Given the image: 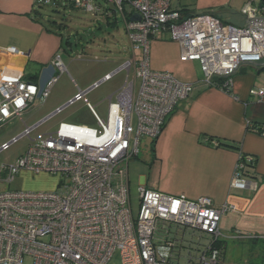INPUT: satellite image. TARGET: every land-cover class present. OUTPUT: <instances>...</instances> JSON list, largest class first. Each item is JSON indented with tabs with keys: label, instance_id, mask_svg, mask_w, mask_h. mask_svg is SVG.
<instances>
[{
	"label": "built area",
	"instance_id": "2783aa9c",
	"mask_svg": "<svg viewBox=\"0 0 264 264\" xmlns=\"http://www.w3.org/2000/svg\"><path fill=\"white\" fill-rule=\"evenodd\" d=\"M170 1L32 0L36 8H82L93 15L104 12L108 17L112 10L119 11L132 54L123 67L127 71L133 67L134 77L129 80L126 76L115 99L108 98L105 118L86 100V94L100 84L96 82L85 90L75 85L76 93L65 105L34 125H25L18 137L29 138L27 148L13 163L1 166L4 175L0 180L12 183L26 171L55 176L57 183L52 190L0 191V264H108L116 253L121 264H218L226 240L248 237L220 227L222 216L236 211L235 205L215 206L205 196L189 199L139 186L138 212L136 216L132 213L128 162L138 157L141 139H155L178 102L196 87L194 82H182L168 71L149 67L151 38L167 32L179 43L182 61L199 62L202 84L223 77L227 89L240 66L248 63H239L241 60L264 57L263 21L253 19L245 28L246 23H224L211 13L185 15L171 8ZM102 3L112 4L113 9ZM240 13L246 20L264 18V4L248 0ZM0 52L19 54L15 46L0 47ZM51 66L55 74L42 85L23 77H8L0 68V128L12 118H21L37 101H46L58 75L67 72L59 54ZM262 93L259 90L256 94ZM82 99L95 126L62 121L53 131L31 137L35 127ZM258 132L264 136V126ZM252 158L238 154L230 187L256 189L257 182L243 173L245 163ZM186 231L191 235L198 232V241L182 254L183 246H177L176 239L178 233Z\"/></svg>",
	"mask_w": 264,
	"mask_h": 264
},
{
	"label": "crops",
	"instance_id": "0c3cea01",
	"mask_svg": "<svg viewBox=\"0 0 264 264\" xmlns=\"http://www.w3.org/2000/svg\"><path fill=\"white\" fill-rule=\"evenodd\" d=\"M247 1L180 0L179 7L173 9L185 7L181 10L185 15L211 13L224 23L241 26L246 23V19L240 9ZM253 2L256 5L264 4V0ZM39 16L40 12L33 6L32 0H0V47L15 46L19 50L17 55L0 52V68L8 77H23L42 85L55 74L51 61L56 54L60 55L63 39L61 34L46 28ZM180 53L179 43L171 39L167 32L150 40L149 67L168 71L179 81L194 82L196 87L168 115L155 141L148 140L152 154L141 159L145 165L134 161V166L138 164L136 170L141 167L134 179L136 189L144 186L171 195L183 194L189 199L205 196L215 206L233 204L236 211L222 216L221 229H234L264 238V136L248 129L251 123L264 126V64H242L232 76L230 87L224 90L215 85L202 84L203 74L199 62L182 61ZM131 56L129 46L125 60L119 56L113 57L111 65L94 73L86 87L80 88L76 84L74 87L76 85L85 90L100 82L97 89L112 81L101 100L107 102V113L108 98L111 96L112 100L115 99V93L124 84L126 76L133 80V67L128 71L123 67ZM136 56H139V52ZM80 57L77 54V58ZM121 73L123 75L119 76ZM106 75H110L109 78L102 80ZM259 90L263 91L261 95L256 94ZM75 93L76 88L74 93L54 96L51 100L47 98L44 103L37 101L31 106L33 108L42 104V113H39L42 116L37 121L65 105ZM239 153L254 158L248 177L257 182L256 189L230 187ZM130 165L129 161V190ZM21 172L33 177L29 172Z\"/></svg>",
	"mask_w": 264,
	"mask_h": 264
},
{
	"label": "rangeland",
	"instance_id": "374dc122",
	"mask_svg": "<svg viewBox=\"0 0 264 264\" xmlns=\"http://www.w3.org/2000/svg\"><path fill=\"white\" fill-rule=\"evenodd\" d=\"M102 5L113 9L112 4L104 5L102 3ZM179 5L180 0L170 1L171 8L179 7ZM36 9L40 12L39 18L44 26L62 35L63 49L60 56L67 71L58 75L57 81L50 88L47 100H51L54 96L61 97L66 93H74V84L80 88L86 87L94 73L111 65L113 57L119 56L123 60L127 58L129 41L124 21L119 11L112 10L111 16L106 18L107 16L104 12L93 15L90 11L82 8H62L46 5ZM126 10H128V6H126ZM77 54H80L81 57L77 58ZM106 58L107 60L104 61ZM122 75L123 73L119 74V76ZM111 83L112 81L104 83L99 88L86 94V100L94 107L101 118H105L107 105V102L101 100L104 98V92ZM138 87L139 80L137 79ZM41 105L27 109L21 114V118H12L0 128V147L22 134L25 125L32 126L38 122L37 119L42 116L41 114L39 115V113H42L40 111ZM62 121L95 126V120L85 108V100L82 99L64 108L62 113L35 127L31 137L34 138L43 133L53 131ZM148 140L150 139H141L142 144L138 159L133 160V158L130 160V200L134 216H136L139 207V192L138 188L136 189L134 179L137 177L141 167L136 170L138 164L134 166L133 163L137 161L139 165H141L140 163L145 165V163L141 162V159L143 157L147 158L152 154L151 143ZM28 143L29 138L21 136L9 143L5 149L0 150V169L3 164L13 163L17 157L22 155ZM21 173L16 176L15 181L12 183L7 184L0 180V191L13 189L52 190L57 183L55 176L37 174L30 177L27 173L22 175ZM3 175L4 173H0V178ZM170 228L172 232L173 226ZM198 235V232L191 235L190 231H186L185 234L178 233L176 243L177 246H183L181 249L182 254H186L187 249L194 247L193 243L198 241ZM225 245L218 264H264V257L260 252L259 245L249 239H228ZM108 264H121L119 254L116 253Z\"/></svg>",
	"mask_w": 264,
	"mask_h": 264
},
{
	"label": "trees",
	"instance_id": "16d2710c",
	"mask_svg": "<svg viewBox=\"0 0 264 264\" xmlns=\"http://www.w3.org/2000/svg\"><path fill=\"white\" fill-rule=\"evenodd\" d=\"M183 8H185V7H183ZM183 8H181V10ZM225 81H226V79H224L223 77H214V79L211 82L212 84H209V85H215L216 87H219V88H222L224 90H227V87L224 85ZM262 127H263V125H259L258 126V125H255V124L251 123L248 126V129L254 130V131H259V129H261ZM154 141H155V139L152 140V142H154ZM221 144L230 146L229 144L222 143V142H221ZM239 154H241V157L246 155V154H243V153H239ZM253 164H254V158H252V161L245 163V168L243 169V173L245 175L250 176V169L253 166ZM244 235H246V234H244ZM247 236L248 237H244L243 239H249L251 242H255L256 244H258L260 252H261V254L264 257V238H261V237H258V236H254V235H247ZM225 244H226V242L223 243L224 247L226 246Z\"/></svg>",
	"mask_w": 264,
	"mask_h": 264
},
{
	"label": "water",
	"instance_id": "95a60500",
	"mask_svg": "<svg viewBox=\"0 0 264 264\" xmlns=\"http://www.w3.org/2000/svg\"><path fill=\"white\" fill-rule=\"evenodd\" d=\"M253 19H257V20H261L264 22V18L263 17H260V16H254V17H249L247 20H246V26L245 28L248 26L249 22ZM250 28H262V26H252ZM242 62H248V63H252V64H255L256 66L257 65H260V64H264V57L260 58V59H256V60H241L239 63H242ZM238 63V64H239ZM238 64L233 68L232 71H234L236 69V67L238 66ZM228 73L226 74H221L220 76H226ZM216 75H219V74H216Z\"/></svg>",
	"mask_w": 264,
	"mask_h": 264
}]
</instances>
